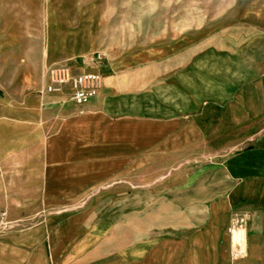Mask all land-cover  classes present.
Returning a JSON list of instances; mask_svg holds the SVG:
<instances>
[{"label": "crops", "instance_id": "crops-1", "mask_svg": "<svg viewBox=\"0 0 264 264\" xmlns=\"http://www.w3.org/2000/svg\"><path fill=\"white\" fill-rule=\"evenodd\" d=\"M216 54L150 60L146 50L93 70L102 86L86 104L50 95L53 107L41 110L34 134L45 138L51 184L54 170H136L142 159L152 167L161 160L156 170L183 172L178 184L163 181L160 193L149 194V215L53 217L47 231L2 239L0 264H264V125L256 137L226 139L235 127H249V110L233 102V90L255 75L235 66L231 50ZM85 63L75 60L71 68L93 69ZM7 187L1 170L0 195ZM46 203L63 201L50 195ZM238 217L246 223L244 244L233 258L228 230Z\"/></svg>", "mask_w": 264, "mask_h": 264}, {"label": "rangeland", "instance_id": "rangeland-1", "mask_svg": "<svg viewBox=\"0 0 264 264\" xmlns=\"http://www.w3.org/2000/svg\"><path fill=\"white\" fill-rule=\"evenodd\" d=\"M225 49L235 66L255 75L238 80L233 90V102L249 110V127H235L226 139L253 138L264 125V0H0V153L6 149L0 173L8 174L0 195V241L46 230L53 217L149 215V194L160 193L163 181L178 184L183 172L156 170L161 160L152 167L142 159L136 170H54L51 184L45 138L39 141L34 131L41 110L53 107L50 95L67 94H43L50 68L84 60L101 76L93 71L98 66L146 50L154 60ZM170 162L177 166L179 159ZM50 195L63 203L47 204ZM44 236L48 257V232Z\"/></svg>", "mask_w": 264, "mask_h": 264}, {"label": "built area", "instance_id": "built-area-1", "mask_svg": "<svg viewBox=\"0 0 264 264\" xmlns=\"http://www.w3.org/2000/svg\"><path fill=\"white\" fill-rule=\"evenodd\" d=\"M101 56H97L92 61H99ZM102 86V78L99 74L82 71L74 73L68 66H55L48 71V83L43 94H67L75 105H83L90 102L97 96ZM1 215V219L5 218ZM245 220L238 217L228 232L233 238L231 256L240 257L243 252L244 238L242 230L245 226Z\"/></svg>", "mask_w": 264, "mask_h": 264}]
</instances>
